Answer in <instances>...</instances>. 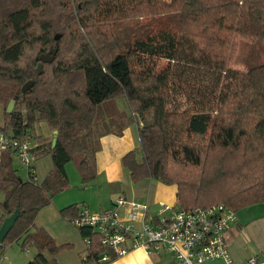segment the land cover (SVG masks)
Returning <instances> with one entry per match:
<instances>
[{"label": "trees", "instance_id": "obj_1", "mask_svg": "<svg viewBox=\"0 0 264 264\" xmlns=\"http://www.w3.org/2000/svg\"><path fill=\"white\" fill-rule=\"evenodd\" d=\"M106 1L0 0V132L28 143L33 156L23 180L13 146L0 150V224L19 211L0 257L19 240L22 250L36 251L27 264H57L45 253L73 249L57 244L36 216L68 188L69 162L83 185L96 179L100 137L121 135L126 124L136 125L138 137L120 160L131 182L175 185L183 210L264 203V62L229 66L237 38L264 41V0H139L115 12ZM50 49L53 61L37 73ZM39 122L57 132L53 147L34 135ZM44 156L52 167L38 184L34 163ZM59 214L71 223L78 210ZM78 232L90 240L89 258L105 251L89 229Z\"/></svg>", "mask_w": 264, "mask_h": 264}, {"label": "built area", "instance_id": "obj_2", "mask_svg": "<svg viewBox=\"0 0 264 264\" xmlns=\"http://www.w3.org/2000/svg\"><path fill=\"white\" fill-rule=\"evenodd\" d=\"M12 145L18 162L26 170L33 161L26 142L9 140L0 132V150ZM125 210L121 215L119 210ZM233 210L224 204L189 210L160 206L152 212L147 203L119 198L110 209L90 212L85 206L71 222L77 229L97 235L105 251L89 258L90 240L84 239L85 253L79 264H107L111 256L121 257L142 249L147 254L165 252L179 264H203L223 260L226 264H264V259L249 257L236 263L229 253L224 234L236 222Z\"/></svg>", "mask_w": 264, "mask_h": 264}, {"label": "crops", "instance_id": "obj_3", "mask_svg": "<svg viewBox=\"0 0 264 264\" xmlns=\"http://www.w3.org/2000/svg\"><path fill=\"white\" fill-rule=\"evenodd\" d=\"M115 105L118 111L122 114H125L126 116L129 115L128 108L123 99H117ZM34 132L36 136H40L44 139H47L50 136L48 127L44 122L36 123L34 126ZM53 134L54 133H52V135ZM99 142L100 150L95 155L96 179L89 184L83 185V187L94 193V199L96 200L92 201L86 198L80 199V201H78L81 203L80 206H76L75 204H77V201L73 200L69 201V204L67 205H61L59 208L62 206L68 207V205L71 206L74 204L77 210L81 206H85L90 212H98L110 209L115 201L119 198H123L126 201L147 203L152 212H155L162 205L174 209H181L176 202L177 188L175 185H166L154 179H145L138 183H133L128 177V172L121 167L120 160L122 157L138 147L137 127L135 124H126L122 129L121 135H116L114 133L102 135ZM51 167L52 163L49 166L48 172L51 170ZM36 177L35 174L34 181L38 184L45 179L44 177L42 178V181H38ZM234 212L237 220L224 234L225 243L231 259L236 263H240L252 256L264 259V203L245 207L238 212ZM119 213L123 215L125 210L121 209L119 210ZM63 222L64 220L59 221V223ZM68 231L69 230L64 229L63 234L65 235ZM69 234L70 233L67 235ZM67 235L66 237H62L63 239L56 243L59 245H73L71 251H64L55 256H50L45 253V256L47 258H54L57 264H79L82 255L85 253L84 242L80 237L83 243V246H81L79 241L75 239L71 241ZM53 240L56 241L55 238ZM26 251L32 254L31 257H28L29 259L26 258L20 259L21 261H11L7 264H27L32 261L36 253L35 249L27 248ZM107 264L179 263H177L168 253L158 252L147 254L142 249H137L124 256L114 257ZM203 264L226 263L223 260H216L205 262Z\"/></svg>", "mask_w": 264, "mask_h": 264}, {"label": "rangeland", "instance_id": "obj_4", "mask_svg": "<svg viewBox=\"0 0 264 264\" xmlns=\"http://www.w3.org/2000/svg\"><path fill=\"white\" fill-rule=\"evenodd\" d=\"M138 1L139 0H107L104 6L105 8H110L112 12H115L120 7L131 5ZM148 1H154V0H148ZM53 11H50V13ZM70 44L71 43H64V48H69ZM263 62H264V41L256 42L244 38H237L235 40V47L233 50L232 60L229 64L231 69L243 71L246 70L250 65H255ZM3 123H4L3 108L0 105V127L3 125ZM98 126L101 131H104L106 125L104 126L102 124H99ZM48 130L50 132L49 138L44 139L41 137L42 140L44 139L46 140V142L51 141L53 137L52 135L53 132L49 128ZM34 135H36L35 132ZM28 137H29L28 142L31 144V146L35 144L32 133L31 134L29 133ZM50 164H51V159L49 156H44L37 162L35 161L34 163L35 174L37 176L36 179L38 181H42V178L45 177L46 173L48 172ZM13 166L17 170L19 177L23 180H27L28 178L27 170L25 168H22L21 165H19L18 159L16 157H13ZM65 169L68 177V188L56 194L51 204L42 208L38 212L36 216V225L44 229L52 238L54 237L56 239V241L54 240L55 242L61 241V239H63L62 237L64 236L66 237V235L70 233L69 235H67L69 239L71 241L75 239L79 241V244L81 246H83L82 240L80 239L79 236L78 229L68 221L64 220L59 214V211L63 208H66L67 206H62L61 208L59 207L61 205H67L69 204V201H73V200L77 201L76 202L77 204H75L76 206H80L81 203L78 202L80 201V199L86 198L92 201H95L96 199H94L95 195L93 192L83 187L78 171L73 162H69L68 164H66ZM0 200H1V196H0ZM0 218H1V213H0ZM61 220L62 221L64 220V222L59 223V221ZM64 229L69 230L65 235L63 234ZM20 246H21V240L8 246L4 250L3 255L0 257V264H7L8 262L11 261H21L20 259H26V258L29 259L28 257H31L32 254L26 250H22Z\"/></svg>", "mask_w": 264, "mask_h": 264}, {"label": "water", "instance_id": "obj_5", "mask_svg": "<svg viewBox=\"0 0 264 264\" xmlns=\"http://www.w3.org/2000/svg\"><path fill=\"white\" fill-rule=\"evenodd\" d=\"M60 37L59 34L55 35V40H58V38ZM55 54H56V49H50L46 54H42L40 56V64H38L37 68H36V71L37 73L40 72V68L42 66V63H50L53 61L54 57H55ZM33 85V82L32 81H28L26 82L22 88H21V91L22 92H26L29 88H31V86ZM13 108V102H11L7 108H6V111L7 112H11ZM53 139H52V147L55 145V142H56V136H57V132L54 131L53 132ZM9 137L11 139H13L14 137L12 136L11 132H9ZM19 216V211L18 210H15L13 212V214H11L10 216L6 217L5 219H3L2 223L0 224V243L3 242V240L6 238V236L8 235L9 231L11 230V228L13 227V225L15 224L17 218Z\"/></svg>", "mask_w": 264, "mask_h": 264}]
</instances>
